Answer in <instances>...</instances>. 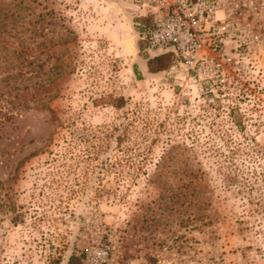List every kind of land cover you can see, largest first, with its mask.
<instances>
[{
	"label": "rangeland",
	"instance_id": "1",
	"mask_svg": "<svg viewBox=\"0 0 264 264\" xmlns=\"http://www.w3.org/2000/svg\"><path fill=\"white\" fill-rule=\"evenodd\" d=\"M239 1L256 38L204 79L148 71L137 0H0V264H264V0Z\"/></svg>",
	"mask_w": 264,
	"mask_h": 264
},
{
	"label": "built area",
	"instance_id": "2",
	"mask_svg": "<svg viewBox=\"0 0 264 264\" xmlns=\"http://www.w3.org/2000/svg\"><path fill=\"white\" fill-rule=\"evenodd\" d=\"M137 1L140 13L134 26L144 51L150 57L172 53L180 65L199 78L218 74L222 67L221 52L227 42L241 39L238 44L241 47L247 46L248 35L256 38L251 35L249 25H243L235 16L241 10L239 0ZM102 254V259L97 260L89 252L85 262L104 264L109 254L106 251Z\"/></svg>",
	"mask_w": 264,
	"mask_h": 264
},
{
	"label": "trees",
	"instance_id": "3",
	"mask_svg": "<svg viewBox=\"0 0 264 264\" xmlns=\"http://www.w3.org/2000/svg\"><path fill=\"white\" fill-rule=\"evenodd\" d=\"M174 57L175 56L172 53H168V54L157 56V57H149L146 61L147 69L151 73H159L161 71H165L171 66V64H172L171 61ZM118 102H119V104L116 105V107L120 108L122 103H123V100L119 99ZM200 177H201V175H200ZM251 187H253V183L251 184ZM180 197L181 196L177 197L176 202L173 199V200H171L170 203H168V205H172V206L164 205V203L162 205L160 204V208H159L160 210L162 209L161 206H163V209L161 210L162 215L164 214L163 212L166 211L167 208H172L174 204H176V205L184 204L183 202L180 203V201H179ZM199 197H200L199 194L192 195L193 199L186 201V205L187 204L189 205V209L191 210V214H192V219L190 220V222H195V221L199 220L200 216L198 215V213L207 210V207L203 206L204 203L202 201L198 200ZM262 197H263V199H261V200L257 199L256 204H254V205L262 206L264 204V192L262 194ZM186 198L187 197H185V199ZM162 199L165 201V198H162ZM249 201L251 202V199ZM178 207L181 208L182 206H178ZM262 209H264V207ZM258 210H259L258 208H255L252 210L251 213L258 212ZM201 219H202V217H201ZM80 260H81V257H77L75 255H72V256H70L67 264H80ZM49 264H59V261L53 260Z\"/></svg>",
	"mask_w": 264,
	"mask_h": 264
},
{
	"label": "water",
	"instance_id": "4",
	"mask_svg": "<svg viewBox=\"0 0 264 264\" xmlns=\"http://www.w3.org/2000/svg\"><path fill=\"white\" fill-rule=\"evenodd\" d=\"M160 54H162V52H161V53H159V54H157V55H160Z\"/></svg>",
	"mask_w": 264,
	"mask_h": 264
},
{
	"label": "crops",
	"instance_id": "5",
	"mask_svg": "<svg viewBox=\"0 0 264 264\" xmlns=\"http://www.w3.org/2000/svg\"><path fill=\"white\" fill-rule=\"evenodd\" d=\"M145 66H146V64H145ZM147 67V66H146Z\"/></svg>",
	"mask_w": 264,
	"mask_h": 264
}]
</instances>
